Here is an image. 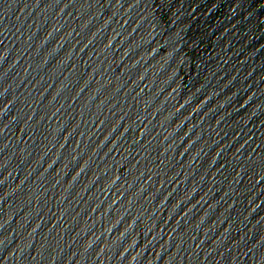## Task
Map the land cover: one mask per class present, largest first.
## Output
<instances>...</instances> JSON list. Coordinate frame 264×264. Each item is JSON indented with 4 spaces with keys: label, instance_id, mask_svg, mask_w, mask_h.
I'll return each instance as SVG.
<instances>
[{
    "label": "water",
    "instance_id": "obj_1",
    "mask_svg": "<svg viewBox=\"0 0 264 264\" xmlns=\"http://www.w3.org/2000/svg\"><path fill=\"white\" fill-rule=\"evenodd\" d=\"M0 264H264V0H0Z\"/></svg>",
    "mask_w": 264,
    "mask_h": 264
}]
</instances>
